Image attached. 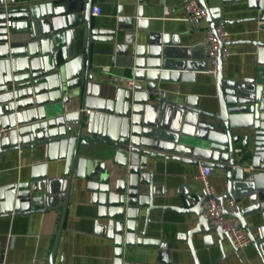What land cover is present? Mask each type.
Wrapping results in <instances>:
<instances>
[{
    "label": "water",
    "instance_id": "95a60500",
    "mask_svg": "<svg viewBox=\"0 0 264 264\" xmlns=\"http://www.w3.org/2000/svg\"><path fill=\"white\" fill-rule=\"evenodd\" d=\"M197 1L212 31L230 24L222 21L219 8ZM222 2L248 4L249 10L259 12L256 21L264 31V0ZM93 7L94 0H0V156L44 151V163L32 167L29 182L0 189V219L60 211L48 263L55 264L73 181L85 180L99 219L106 221V238L114 243L115 264H129L124 247L135 246L157 250L156 264H172L171 253L160 241L145 238L147 226L137 231L142 209L145 223L155 211L197 216L198 225L186 242L199 264L193 238L202 236L210 248L214 236L223 246L227 235L204 218L208 201L204 192L185 194L183 208L154 205L162 195L154 186L148 160L173 161L224 171L227 191L217 200L223 205L248 199L250 208L234 218L257 243L246 218L262 213L264 220V43H249L257 49L259 70L254 80L227 81L220 60L218 108L204 112L198 100L179 102L158 89L159 84L187 83L194 76L168 72L174 65L169 36L137 44L134 34L147 32L142 9L130 19L121 18L117 30L101 31L93 28ZM80 27H86V49L76 55L74 37ZM118 31L132 33L125 36V46L117 47L118 55L132 59L131 90L96 80L91 67V45L113 43ZM99 148L114 150L110 167L97 156ZM60 161L65 162L64 176L48 178L49 165ZM224 217L230 216L224 212ZM260 232L264 240V228ZM4 262L5 251L0 248V264Z\"/></svg>",
    "mask_w": 264,
    "mask_h": 264
},
{
    "label": "crops",
    "instance_id": "0c3cea01",
    "mask_svg": "<svg viewBox=\"0 0 264 264\" xmlns=\"http://www.w3.org/2000/svg\"><path fill=\"white\" fill-rule=\"evenodd\" d=\"M204 1L210 8H219L222 21L230 23L223 27L230 33L232 43L229 47L230 55L224 63L225 79L236 83L256 79L259 70L257 49L249 43H264V31H260L261 23L256 21L259 12L249 10L246 3L225 6L222 0ZM183 6L184 0H145L144 4H140V0H94V7L101 9V15L92 16V25L96 30H117L121 18L130 19L137 9H142V20L146 23L143 28L147 32L137 31L134 34L137 44L169 36L172 42L170 48H173L169 57L174 65L168 72L194 76L193 81L159 84L158 89L165 92L168 98H176L179 102H185L188 98L196 99L200 110L215 112L218 108L216 79L207 73L209 63L202 47L206 30L211 28L204 21L199 29L192 30L186 21ZM85 34L86 27L75 31L76 55L82 54L86 49ZM117 34L113 43L91 45V67L96 80L110 86L127 88L126 82L132 81L133 77L132 59L118 55L117 47L125 46V36L132 33L118 31ZM105 69L109 71L105 72ZM73 110L76 111L77 108ZM98 151L97 156L104 158L110 167L114 150L99 148ZM43 163V148L0 156V189L29 182L32 167ZM148 164L149 171H154V186L158 189V194L162 195L155 198V206L183 208L185 194L204 192V186L198 179L201 167L151 159ZM64 171V161L50 164L48 178L61 179ZM209 181L218 198L226 194L227 179L224 171L212 170ZM92 198L88 182L74 179L55 264H115L114 243L106 238L103 230L106 221L99 219V209L93 204ZM238 203L241 210L250 208L248 199ZM145 215L146 210H140L138 232H143L147 226L145 238L160 241L164 246L163 250L171 253L172 264H195L186 236L196 229L197 216H184L172 210L155 211L150 214L149 222L145 223ZM60 216V211H52L43 215L0 219V248L5 251L4 264H48ZM246 222L249 233L257 243L251 242L239 253H236L228 239L220 246L219 239L214 236L215 245L206 248L203 237L195 236L192 243L199 264H264V240L260 232L264 228L262 213L247 217ZM137 238L143 237L138 235ZM124 251L125 260L129 264H156L158 251L155 249L135 246L124 247Z\"/></svg>",
    "mask_w": 264,
    "mask_h": 264
},
{
    "label": "built area",
    "instance_id": "2783aa9c",
    "mask_svg": "<svg viewBox=\"0 0 264 264\" xmlns=\"http://www.w3.org/2000/svg\"><path fill=\"white\" fill-rule=\"evenodd\" d=\"M183 7L186 13V21L191 26V29H199L201 24L206 21V11L198 4L197 0H184ZM100 15L101 9L93 7L92 16L99 17ZM7 26L10 28L11 23L8 22ZM230 43L231 35L225 28L219 27L215 32L211 29L206 30L202 47L206 52L209 63L207 73L215 79L218 75L220 60L225 63L230 55ZM104 71L108 72L109 69H105ZM126 83L129 90L135 85L134 81L128 80ZM211 175L212 170L210 168H201L198 176L199 181L204 186V193L208 197V201L203 206V216L209 221L211 228H220L227 235L230 244L239 253L251 244L249 234L243 229L240 221L234 218L241 211L240 205L235 200H228L223 205L218 202L215 188L209 181ZM224 212L230 217H224Z\"/></svg>",
    "mask_w": 264,
    "mask_h": 264
}]
</instances>
